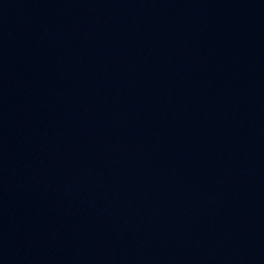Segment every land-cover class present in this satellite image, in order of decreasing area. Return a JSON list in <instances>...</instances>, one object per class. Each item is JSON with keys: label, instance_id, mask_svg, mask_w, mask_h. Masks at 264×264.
<instances>
[{"label": "water", "instance_id": "95a60500", "mask_svg": "<svg viewBox=\"0 0 264 264\" xmlns=\"http://www.w3.org/2000/svg\"><path fill=\"white\" fill-rule=\"evenodd\" d=\"M0 264H264V0H0Z\"/></svg>", "mask_w": 264, "mask_h": 264}]
</instances>
